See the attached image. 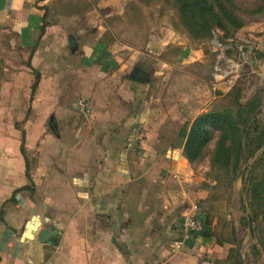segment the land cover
Listing matches in <instances>:
<instances>
[{
	"label": "crops",
	"instance_id": "crops-1",
	"mask_svg": "<svg viewBox=\"0 0 264 264\" xmlns=\"http://www.w3.org/2000/svg\"><path fill=\"white\" fill-rule=\"evenodd\" d=\"M116 1L0 0V264H241L235 223L184 155L209 107L180 74L199 50L135 35ZM185 215L200 228L175 249Z\"/></svg>",
	"mask_w": 264,
	"mask_h": 264
},
{
	"label": "rangeland",
	"instance_id": "rangeland-1",
	"mask_svg": "<svg viewBox=\"0 0 264 264\" xmlns=\"http://www.w3.org/2000/svg\"><path fill=\"white\" fill-rule=\"evenodd\" d=\"M209 1L215 10L221 4L224 7L225 15H222L221 23L210 21L209 24H203L204 17L199 14L193 18L191 15L184 18L181 15L179 0L116 2L124 5L129 31L138 27L139 31L137 29L132 32L135 35L140 32L143 38L150 35L158 36L159 39L166 37L178 42L179 47L199 50L202 58L199 67L185 65L184 70L179 72L186 75L185 80L191 83L199 81L204 84L209 107L203 114H234L237 110H243L253 96L259 95L261 99L257 112L251 114L255 116L258 128L253 129V124L248 126L250 133L254 135L264 128V0ZM160 47L157 42L151 49L157 53ZM179 47H174L173 50ZM246 115L245 112L242 114ZM201 125L207 136L199 145V151L192 163L210 182L207 185L211 198L219 201L221 211L228 214L236 225L237 260H240V254L244 264H264L263 206L258 201L249 206V184L245 182L247 176L250 177L252 184L259 185L256 192L264 196V154H261L264 146L241 166L237 174H232L229 166L215 154L221 135H225L226 147L231 144L230 132L226 131L227 123L205 122ZM240 125L241 128L245 126ZM252 164L254 167L248 173ZM243 169L244 175L241 174ZM244 187L246 212L241 209L240 200ZM249 219L252 223V234L249 230Z\"/></svg>",
	"mask_w": 264,
	"mask_h": 264
},
{
	"label": "trees",
	"instance_id": "trees-1",
	"mask_svg": "<svg viewBox=\"0 0 264 264\" xmlns=\"http://www.w3.org/2000/svg\"><path fill=\"white\" fill-rule=\"evenodd\" d=\"M181 15L186 17L196 16L199 14L204 17L202 21L203 24H209L211 22L222 21V15H225V10L222 4L218 9H214L213 4L209 0H179ZM221 11V13H219ZM209 19V20H208ZM261 97L259 95L253 96L247 103V106L241 109V111H236L234 114L230 113H207L199 115L192 123L189 133L187 135L185 145H184V155L192 163L193 159L196 157L199 151V145L207 136L206 130L202 127V123H227V132H230L231 144L226 147L225 135H221L215 149V154L219 155L226 166H229L232 174H237L241 169L242 165H245L247 161L252 158L254 153L264 146V128H262L258 133L252 135L249 131V125L253 124V129H257L255 114L259 106ZM244 112L246 116H242ZM240 124L245 126L241 128ZM261 154H264V149ZM262 158V156H260ZM254 167V164L250 167V170ZM246 169V167H244ZM245 170H242V175H244ZM250 177L247 176L245 182L249 184L247 189V196L249 200V206L258 201L263 206L264 213V196H260L259 192H256L259 185L252 184L250 182ZM264 187V186H263ZM246 188L241 190V209L246 212L247 204L245 203ZM253 219V218H252Z\"/></svg>",
	"mask_w": 264,
	"mask_h": 264
},
{
	"label": "built area",
	"instance_id": "built-area-1",
	"mask_svg": "<svg viewBox=\"0 0 264 264\" xmlns=\"http://www.w3.org/2000/svg\"><path fill=\"white\" fill-rule=\"evenodd\" d=\"M79 107L82 111L87 112L88 108L85 102H79ZM140 128L135 126L130 133V138L127 147L137 149L140 146ZM200 228V221L194 215H185L181 222L182 236L173 244V248L179 249L185 244L186 240L192 239Z\"/></svg>",
	"mask_w": 264,
	"mask_h": 264
},
{
	"label": "water",
	"instance_id": "water-1",
	"mask_svg": "<svg viewBox=\"0 0 264 264\" xmlns=\"http://www.w3.org/2000/svg\"><path fill=\"white\" fill-rule=\"evenodd\" d=\"M77 47H78V42H77L75 36L70 35L69 36V48H70V50L75 51L77 49ZM135 72H140V74H142V75L145 74V72H141L138 69H134L132 71V74L130 75L131 78H135V76H134ZM136 79L141 80L142 78H141V76H139V77H136ZM249 230H250V233L252 234V223H251L250 219H249ZM38 239L41 242H50L53 244H57V236H56L55 232L51 229H47V228L42 229L38 234ZM239 259H240L241 264H244L240 254H239Z\"/></svg>",
	"mask_w": 264,
	"mask_h": 264
}]
</instances>
